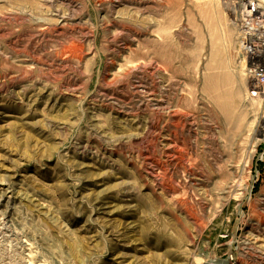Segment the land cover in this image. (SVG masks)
<instances>
[{
    "label": "rangeland",
    "instance_id": "1",
    "mask_svg": "<svg viewBox=\"0 0 264 264\" xmlns=\"http://www.w3.org/2000/svg\"><path fill=\"white\" fill-rule=\"evenodd\" d=\"M239 2L0 0V264H264Z\"/></svg>",
    "mask_w": 264,
    "mask_h": 264
},
{
    "label": "built area",
    "instance_id": "2",
    "mask_svg": "<svg viewBox=\"0 0 264 264\" xmlns=\"http://www.w3.org/2000/svg\"><path fill=\"white\" fill-rule=\"evenodd\" d=\"M244 1L240 0L236 11L237 25L243 19L250 21V26L242 23L243 31L241 30V48L245 51L246 55L243 60L246 62V73L251 82L252 90L249 92L251 97H259L264 95V13L261 11L257 14L250 13L245 18L241 13V7ZM252 10L254 5L252 4ZM249 23V22H248ZM241 24L239 25V27ZM232 257V255H231Z\"/></svg>",
    "mask_w": 264,
    "mask_h": 264
},
{
    "label": "bare ground",
    "instance_id": "3",
    "mask_svg": "<svg viewBox=\"0 0 264 264\" xmlns=\"http://www.w3.org/2000/svg\"><path fill=\"white\" fill-rule=\"evenodd\" d=\"M244 4V7L243 9L241 10V13L242 15L247 18V16L250 14V13H253V14H257L259 12H263L264 13V9L261 7L260 3H259V0H250V1H244L243 2ZM252 4L254 5V10H252ZM249 22V23H248ZM237 23V21H236ZM242 23H246L248 26H250V21H247L246 19H243L242 22L240 21V29L243 31V25ZM239 24V25H240ZM242 50V49H241ZM242 54L245 56L246 53L244 50H242ZM200 261V260H199ZM200 264H228L227 261H211V262H201Z\"/></svg>",
    "mask_w": 264,
    "mask_h": 264
}]
</instances>
